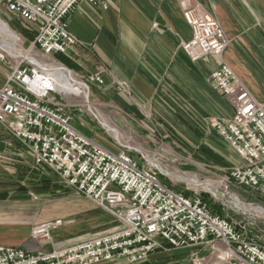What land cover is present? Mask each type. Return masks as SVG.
<instances>
[{"label": "built area", "instance_id": "built-area-1", "mask_svg": "<svg viewBox=\"0 0 264 264\" xmlns=\"http://www.w3.org/2000/svg\"><path fill=\"white\" fill-rule=\"evenodd\" d=\"M80 1L0 0L6 11L34 26L33 46L45 54L65 53L77 42L68 30V15ZM191 37L181 47L190 61L207 54L220 57L227 40L218 20L198 2L179 0ZM211 73L213 86L233 107L229 118H210V125L239 157L229 178L239 186L264 192V102L256 101L230 65L220 60ZM27 66H16L0 86V125L26 147L35 164L57 173L68 187L90 198L115 220L117 228L50 251L27 252L0 244V264H99L124 259L145 260L149 253L194 244L222 245L223 264H264V246L248 237L247 229L213 212L197 195L186 196L164 184L157 173L139 167L124 151L112 152L80 132L71 116L49 97L51 89L37 83ZM102 83L100 76L88 78ZM118 88L126 91L123 82ZM62 224L60 218L31 227L43 240Z\"/></svg>", "mask_w": 264, "mask_h": 264}, {"label": "crops", "instance_id": "crops-1", "mask_svg": "<svg viewBox=\"0 0 264 264\" xmlns=\"http://www.w3.org/2000/svg\"><path fill=\"white\" fill-rule=\"evenodd\" d=\"M102 1L106 8L84 1L77 4L67 17L68 30L77 42L53 56L80 78L98 74L103 80L100 86L112 93L111 103L141 120L151 118L155 125L160 118H174L176 125L195 128L193 117H230L233 107L214 88L210 76L220 60L230 65L256 101L264 102V0H189L192 5L199 2L218 20L227 40L220 57L207 54L196 61H190L181 47L192 32L179 0ZM26 31L32 38L22 35L33 42L34 26L28 25ZM6 73L0 67V86ZM117 82L125 83L127 91L112 92ZM214 138L221 142L222 163H237L234 150L219 135ZM52 184L48 187L57 190ZM65 200V207L48 216L43 201L0 199V244L44 252L87 240L102 230L104 215L93 201L74 194ZM260 203V215L247 217L240 211L237 218L245 217L249 237L264 246V198ZM57 218L62 224L48 238L31 236L32 226ZM164 244L165 249L132 264H219L224 256L219 243L214 248L206 243L176 249ZM101 264L126 263L118 259Z\"/></svg>", "mask_w": 264, "mask_h": 264}, {"label": "rangeland", "instance_id": "rangeland-1", "mask_svg": "<svg viewBox=\"0 0 264 264\" xmlns=\"http://www.w3.org/2000/svg\"><path fill=\"white\" fill-rule=\"evenodd\" d=\"M0 23L15 34L16 44L21 52L38 56L47 62L52 60L57 62L54 53L48 55L41 52L22 35L21 31L27 30L28 25L10 15L2 3H0ZM16 66H27L35 72L39 70L38 66L35 67L28 59L15 58L0 49V67L5 69L6 75ZM73 75L87 85V99L84 91L79 87H74L68 96H63L55 90L49 93L50 99L59 103L62 109L70 114L71 124L112 152L124 151L130 154L139 167L157 173L160 180L173 190L188 197L193 195L201 197L213 212L232 223L237 222L245 226L248 237L250 236L245 217L238 219L237 215H240L238 214L240 211L245 212L247 217L260 215L255 208L262 207L260 200L264 198V192L250 187L243 191L244 186H239L229 178V172L240 164V160L237 163L228 162V165L222 163L221 142L214 138L220 134L216 133L209 121L210 118H223L221 115L193 117L197 120V122L193 121L195 128L189 124L176 125L174 118H160L158 121L160 124L155 125L153 119L141 120L129 110L111 103L112 93L102 88L101 83L80 78L75 73ZM115 86L112 92L122 91L117 84ZM180 119L183 121V118ZM103 121L118 130L117 137L107 130ZM189 178L210 183L216 194L210 189L191 185L188 182ZM51 182L53 187L58 186L57 190L48 187ZM72 194L88 199L74 188L68 187L52 169L43 164H35L26 147L0 125V199H28L39 204L45 202V213L53 216L58 209L65 207L67 203L65 199L70 198ZM101 209L104 221L102 230L98 231L97 235L112 231L111 228H117L118 225V221L109 212L104 208ZM211 261L215 260L211 259ZM217 261L223 264L222 258Z\"/></svg>", "mask_w": 264, "mask_h": 264}, {"label": "bare ground", "instance_id": "bare-ground-1", "mask_svg": "<svg viewBox=\"0 0 264 264\" xmlns=\"http://www.w3.org/2000/svg\"><path fill=\"white\" fill-rule=\"evenodd\" d=\"M16 42L17 38L15 34L11 33L8 28L6 29V26L0 23V49L6 53H9L15 58H26L30 62H33L35 67L38 66L39 70L36 72V74H38L37 83L43 87L51 89L52 91L55 90V92L57 91L63 96H68L74 87H79L84 91L85 98H88L87 85L83 81L81 82L76 79L71 71L65 69L63 66L57 62H54L53 60L47 62L43 59H40L38 56L34 57L21 52V49L19 46H17ZM102 123H104L108 131H110L112 134L114 133L116 137L118 136V130L116 128L111 127L105 121ZM188 182L195 187L210 189L214 194H216L212 185L206 181L201 182L198 179L189 178ZM255 209L257 212L261 213L260 207H256Z\"/></svg>", "mask_w": 264, "mask_h": 264}, {"label": "trees", "instance_id": "trees-1", "mask_svg": "<svg viewBox=\"0 0 264 264\" xmlns=\"http://www.w3.org/2000/svg\"><path fill=\"white\" fill-rule=\"evenodd\" d=\"M23 35L32 38L31 34H28L27 31L24 29L21 31Z\"/></svg>", "mask_w": 264, "mask_h": 264}, {"label": "water", "instance_id": "water-1", "mask_svg": "<svg viewBox=\"0 0 264 264\" xmlns=\"http://www.w3.org/2000/svg\"><path fill=\"white\" fill-rule=\"evenodd\" d=\"M244 188H247V186H244Z\"/></svg>", "mask_w": 264, "mask_h": 264}]
</instances>
